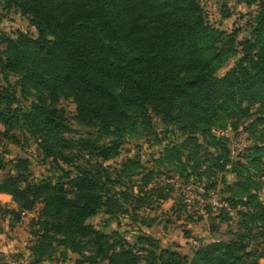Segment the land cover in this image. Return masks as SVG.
Instances as JSON below:
<instances>
[{
	"label": "trees",
	"instance_id": "trees-1",
	"mask_svg": "<svg viewBox=\"0 0 264 264\" xmlns=\"http://www.w3.org/2000/svg\"><path fill=\"white\" fill-rule=\"evenodd\" d=\"M0 1L37 31L35 38L22 32L15 38L0 36V72L15 76L21 93L33 90L36 100L29 111H22L14 87L0 88V123L6 130L20 125L30 132L44 160L58 172L56 177L35 176L27 169L29 162L20 159L15 173L0 180V194L16 205L0 206L11 223L41 205L32 221L38 241L29 249L34 259L30 264L40 262L54 245L76 254L77 264H259L264 259V204L248 185H241L229 200L231 209L244 208L237 211L233 238L201 245L188 261L170 249L157 253L150 236L139 235L130 244L118 232L95 230L89 219L102 210L116 213L111 192L134 174L133 164L122 163L115 179L99 162L93 167L75 163L83 152L90 159L109 160L118 145H101L103 133L151 131L153 116L192 136L166 148L157 163L167 162L183 174L182 153L187 150L186 161L193 159L199 149L195 136H200L219 152L217 160L206 161L210 165L201 176L209 179L216 174L212 168L223 170L227 140L215 137L213 129L249 118L254 106L260 116L255 123L264 125V0H245L257 10L250 38L241 42L234 40L235 33L215 29L198 0ZM238 50V61L217 76ZM62 97L75 104L71 120L95 133L77 141L66 137L74 130L56 107ZM257 142L248 157L261 174L264 128ZM150 174L142 177L136 199L131 198L136 208L150 203L154 190L143 189ZM158 190V198L166 199L163 188ZM119 196L130 199L127 191ZM215 219L229 224L232 215L224 211Z\"/></svg>",
	"mask_w": 264,
	"mask_h": 264
},
{
	"label": "rangeland",
	"instance_id": "rangeland-1",
	"mask_svg": "<svg viewBox=\"0 0 264 264\" xmlns=\"http://www.w3.org/2000/svg\"><path fill=\"white\" fill-rule=\"evenodd\" d=\"M198 1L206 19L215 29L227 34L235 33L234 40L236 42L250 38L251 24L257 10L256 5H248L245 0ZM19 32L26 33L32 38L37 36L36 29L30 26L26 17H23L14 8H8L0 1V36L15 38ZM240 55L238 50L236 56L228 58L222 64L216 75L222 76L227 72L238 61ZM16 81L15 76H4L0 72V88L7 89L13 86L15 97L19 100L18 108H21L22 111H29L32 104L36 103L34 91L30 90L31 94H22ZM56 107L63 111L69 121V127L74 130L73 133L66 134V137L77 141L79 138L83 139L89 134L95 133V131L75 124L71 120L75 115V104L71 97L60 98ZM256 108L257 106H254L250 110L249 118L239 120L236 125L227 124L224 127L213 129L215 137L226 138L229 156L228 160L224 162L223 170L212 168L216 174L209 179L207 176H201L202 169L210 165L206 163L207 160H217L219 152L210 147L204 137L195 136L197 143L194 145L199 149L193 159L186 161L187 150L182 153L181 160L185 162L184 168H186L182 174L179 172L180 169L172 167L167 162L157 163L156 161L162 159L166 148L180 145L192 136L177 130L174 126H164L159 118L152 116L151 131H142L139 134L103 133L99 143L101 145L117 144L116 155L107 161H102L93 156L90 159L88 152H83L75 160V163L84 167H93L96 162H99L109 169L113 178L117 179L116 174L121 170L122 163L129 161L133 164L134 174L130 178H122V185L116 186L111 192V196L116 200V213L109 214L102 210L88 222L100 233L118 232L130 244L135 243L139 235L150 236L156 240L157 253L160 249H170L185 256L188 261L201 245L217 241H230L233 238L230 234L231 231L236 230L237 211H244V208L240 206L235 210L230 207L229 200L236 194L238 188L241 185H248L250 191L255 193L264 204V159L259 165L260 174L249 164L248 157L252 155L250 148L258 141V131L264 128L262 123H255L256 119L260 117L256 113ZM6 129L0 123V180L7 174L15 173L14 166L20 159L29 162L27 169L35 176L56 177L58 175V172L51 166L50 160H44L37 141L30 135V132L24 130L20 125ZM11 137H14L15 141ZM240 165L242 169H237ZM149 174L151 180L143 189L145 191L154 190L150 195L151 198L149 197L150 203L136 208V202L131 198L136 199L140 187L143 186L142 177ZM245 177H248L251 184H248ZM161 188L167 194L166 199L158 198L157 191ZM124 191L130 195L128 202L119 196L120 192ZM210 197L216 198L223 204V207L215 209L210 205L197 202V198L208 199ZM151 201L154 202L151 203ZM1 202L2 200H0ZM11 205L12 203H9L4 206L11 208ZM40 208L41 205L38 204L34 210L26 212L23 216L24 219H19L21 224L11 231L7 229L4 219L0 216L2 243L6 245L0 251V259L5 263L30 264L34 260L29 249L34 247L38 241V226L34 225L32 221H36L38 218ZM123 211H127V213ZM202 211L207 216L201 215ZM224 211L232 215L229 224H220L215 219L216 215ZM256 231L254 230V232ZM48 253L37 264H77L76 261L79 259L76 254L56 245ZM259 264H264V259H260Z\"/></svg>",
	"mask_w": 264,
	"mask_h": 264
},
{
	"label": "crops",
	"instance_id": "crops-1",
	"mask_svg": "<svg viewBox=\"0 0 264 264\" xmlns=\"http://www.w3.org/2000/svg\"><path fill=\"white\" fill-rule=\"evenodd\" d=\"M0 200H2V202L0 203V206L1 205L4 206L5 204L12 203L11 208L8 207V206H4V207L5 208H8V209H12V208H15L16 207V205L12 202L11 198L9 196H7V195L0 194ZM0 216H1V218L4 219V223H6V225L8 227L7 229L10 230V231L12 229L15 230L16 226H18V225L21 224V222H20L21 220H19L18 222H15V223H11V216L10 215H4L3 212H0ZM23 216H25V213H24ZM23 216L20 219H24ZM2 241H3L2 240V234L0 232V251L2 250V248H5V246H6L4 243H2ZM2 246H4V247H2Z\"/></svg>",
	"mask_w": 264,
	"mask_h": 264
},
{
	"label": "built area",
	"instance_id": "built-area-1",
	"mask_svg": "<svg viewBox=\"0 0 264 264\" xmlns=\"http://www.w3.org/2000/svg\"><path fill=\"white\" fill-rule=\"evenodd\" d=\"M197 202L198 204L210 205L215 209H220L223 207V204L214 197H210L208 199L197 198ZM201 215H203L204 217L207 216L204 211L201 212ZM0 264H7V263H5L2 259H0Z\"/></svg>",
	"mask_w": 264,
	"mask_h": 264
}]
</instances>
